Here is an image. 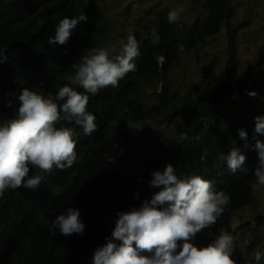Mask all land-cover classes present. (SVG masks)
<instances>
[{"label": "trees", "instance_id": "trees-1", "mask_svg": "<svg viewBox=\"0 0 264 264\" xmlns=\"http://www.w3.org/2000/svg\"><path fill=\"white\" fill-rule=\"evenodd\" d=\"M107 1L0 0V49L8 56L0 63V124L14 118L23 88L55 96L69 83L66 76L74 75L82 57L94 48L126 42L132 34L141 52L136 71L120 80L118 87L89 94L88 110L96 116L98 128L91 136H84L61 113L56 126L74 127L79 133L73 167L51 173L32 168L30 175L46 177L37 189H8L0 197V264H92L95 249L111 236L117 212L139 207L159 191L149 186L151 173L169 163L181 178L200 175L230 196L223 214L209 228L217 236L221 229L228 231L235 212L256 201L255 142L264 141V134L255 132V118L264 116V47L255 62L243 68L239 34L250 20L234 25L233 0H194L206 12L193 21L170 23L171 9H165L157 12L151 25L142 22L147 16H141L133 27L118 26L108 14ZM151 12L152 8L146 11ZM83 13L88 20L77 26L66 44H49L61 19ZM223 29L224 67L198 86L195 99L175 101L169 76L180 63L181 52L197 50ZM153 80L160 84L153 92L157 101L149 104L142 90ZM76 90L83 91L78 86ZM251 91L256 95L250 96ZM9 101L12 108L6 106ZM159 115L173 126L172 138H154L138 126ZM240 129L247 132L246 140L239 137ZM233 147L246 156L236 173L219 159ZM68 207L79 210L85 224L82 235L65 236L50 229V220ZM253 221L264 228V213ZM255 243L250 242L247 250L234 245L236 264H248Z\"/></svg>", "mask_w": 264, "mask_h": 264}, {"label": "clouds", "instance_id": "clouds-1", "mask_svg": "<svg viewBox=\"0 0 264 264\" xmlns=\"http://www.w3.org/2000/svg\"><path fill=\"white\" fill-rule=\"evenodd\" d=\"M182 11H169L168 21L176 22ZM87 20L85 13L64 17L49 44H66L77 26ZM140 55L136 37L129 34L126 42L119 40L107 48H94L83 56L75 74L66 76L69 83L60 87L55 96H44L28 87L21 90L14 118L0 124V197L8 189H37L46 177L30 175L32 168L51 173L53 169L73 167L79 133L74 127L56 126L61 113L64 120L81 128L84 136H91L98 128L96 116L88 110L89 94L118 87L120 80L136 71L135 60ZM6 60V50L0 49V63ZM76 86L83 91H77ZM248 94L256 95L255 91ZM6 106L12 108V101ZM255 121V132L264 134V116H257ZM239 137L246 140L247 132L240 129ZM255 149L259 158L255 177L264 185V141L257 139ZM219 159L236 173L245 164L246 156L233 147L226 155L221 153ZM148 183L160 190L139 207L117 212L111 236L95 249L92 264H236L234 237L224 229L218 236L209 229L230 203V196L217 191L214 181L195 174L181 178L169 163L163 170H154ZM49 227L65 236L82 235L85 230L79 210L73 207L51 219ZM204 229L215 239L198 247L193 241ZM253 260L261 264L264 253L256 250L248 264Z\"/></svg>", "mask_w": 264, "mask_h": 264}, {"label": "rangeland", "instance_id": "rangeland-1", "mask_svg": "<svg viewBox=\"0 0 264 264\" xmlns=\"http://www.w3.org/2000/svg\"><path fill=\"white\" fill-rule=\"evenodd\" d=\"M233 3L236 5L234 25L245 20L251 22L239 34L240 58L245 68L255 62L259 50L264 47V0H233ZM106 6L109 16L113 17L118 26L125 23L130 27H133L141 16H147L142 22L146 21L147 25H151V20L155 18L157 12L165 9H182L179 20L186 21H193L198 15H205L206 12L201 3L196 5L194 0H108ZM151 8L152 12L146 13ZM226 44L227 37L223 29L197 50L182 51L180 63L172 69L169 76L170 92L175 101H192L196 97L198 86L219 73L227 59ZM159 84V80H153L144 85L142 94L147 103L157 101L153 92L157 90ZM138 126L154 138L162 140L175 135L173 126L167 124L162 115L146 119ZM254 194L255 203L235 212L228 232L234 237V245H238L241 250H247L250 242H256L254 252L260 250L264 253V228L257 227L253 221L258 213H264V185H256ZM246 222L248 223L243 225ZM214 239L210 231L204 229L193 242L207 244Z\"/></svg>", "mask_w": 264, "mask_h": 264}]
</instances>
